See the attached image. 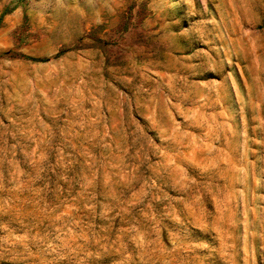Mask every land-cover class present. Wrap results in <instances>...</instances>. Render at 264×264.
<instances>
[{"label": "rangeland", "instance_id": "1", "mask_svg": "<svg viewBox=\"0 0 264 264\" xmlns=\"http://www.w3.org/2000/svg\"><path fill=\"white\" fill-rule=\"evenodd\" d=\"M0 264H264V0H0Z\"/></svg>", "mask_w": 264, "mask_h": 264}]
</instances>
